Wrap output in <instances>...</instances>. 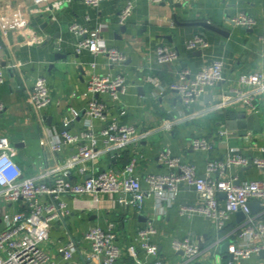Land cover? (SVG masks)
<instances>
[{
    "label": "crops",
    "instance_id": "1",
    "mask_svg": "<svg viewBox=\"0 0 264 264\" xmlns=\"http://www.w3.org/2000/svg\"><path fill=\"white\" fill-rule=\"evenodd\" d=\"M125 1L102 0L98 7H91L75 0L57 7L51 3L37 5L32 0H0V33L6 29L14 36L15 26L24 20L29 25L24 43H18L17 39L10 44L0 34V69L6 78L0 84V101L4 104L0 113V138L6 139L13 148L14 160L23 175L37 177L48 172L45 180L52 181L57 173L55 170L78 151L81 142L64 145L59 151L51 149V142L63 131L78 135L90 129L96 133L112 117L134 124L140 132L149 131V134L142 140L134 139L117 158L108 154L95 162H87L82 174L77 168L71 169V180L79 181L102 171L121 178L124 165L132 158L137 159L136 175L162 173L166 168L158 154L164 149L195 166L200 175L204 174L210 158L229 148H237L247 156L260 155L264 147V91L244 85L238 77L256 71L264 73V42L260 39L264 33V0L166 1L160 4L133 0L135 8L131 17L120 25L116 21L117 11ZM239 11L254 17V26L235 25L231 17ZM201 22L218 27L222 33L202 26ZM73 23L80 24L87 29L88 35L106 46L116 47L125 55V60L112 64L106 55H94L87 50L77 53L80 36L70 31ZM194 34L203 36L209 46L202 50L186 49L185 43ZM157 45L174 48L179 53L178 60L157 65L153 57ZM56 53L60 54L58 59H55ZM212 60H222L224 81L209 89L195 105L184 107L167 87L180 69L197 70ZM93 74L122 75L127 85V93L120 103L111 101L106 94L95 95L107 107L106 118L102 120L88 117L83 110L90 98L87 79ZM37 76L46 78L52 97V104L42 111H36L27 101ZM236 91L251 92L259 102L256 114L260 117V128L248 130L244 136L229 129L226 122L240 113H254L250 109L232 103L224 109L209 110L217 99H234ZM70 108L80 111L75 119L71 118ZM65 119L70 121L68 125H64ZM166 122L168 129L163 127ZM219 130L227 133L220 135ZM207 136L213 137V150L203 153L191 148L192 138ZM222 175L224 179L235 178V183L241 184L248 180H264V169L233 166ZM143 189H147L145 184ZM118 197L119 194L99 195L97 200L90 195L65 197L70 214L55 225L50 243L54 245L56 239L69 236L80 240L95 224L111 226L121 250L117 264H134L130 248L139 259L149 263L152 259L142 251L137 232L146 221H151L155 233L150 241L157 246L158 258L163 264H216L217 257L220 264L232 260L228 252H220V245L237 241L242 222L238 223L236 215L232 214L223 228L217 229L214 220L199 214L181 213V207L200 201L192 187L184 185L172 201L147 195L140 214L132 207L120 205ZM223 198L224 195H220L221 201ZM2 206L0 204V213L4 209ZM7 207L21 208L19 203ZM255 219L264 222V211H258ZM3 227L0 221V229ZM187 236L202 246L198 257L190 262L171 247L172 239ZM49 241L41 244L45 251ZM259 243L264 247V240ZM46 252L55 257V252ZM0 254L6 255L4 250H0ZM235 262L264 264V249Z\"/></svg>",
    "mask_w": 264,
    "mask_h": 264
},
{
    "label": "built area",
    "instance_id": "2",
    "mask_svg": "<svg viewBox=\"0 0 264 264\" xmlns=\"http://www.w3.org/2000/svg\"><path fill=\"white\" fill-rule=\"evenodd\" d=\"M34 4L51 3L57 7L75 0H32ZM91 7H98L102 0H79ZM151 3L160 4L166 1L189 3L193 0H149ZM229 1V0H220ZM135 8L133 0H127L117 11L116 21L124 25L131 17ZM2 17V16H1ZM2 19H6L4 16ZM231 21L238 26L251 28L256 23L254 17L244 11H239L231 17ZM29 25L22 21L13 28V34L18 43H24V37ZM70 31L79 35L76 51L80 53L87 50L94 55H106L112 64H120L125 60V55L116 47H108L99 42L94 36L88 35L87 29L78 23L69 27ZM7 30L0 33L6 40ZM260 39L264 42V33ZM31 43V42H28ZM208 41L199 34H194L186 43L188 50L205 49ZM1 48V47H0ZM154 61L157 65L174 63L179 58V53L172 47L157 45L153 50ZM5 74L0 69V84L5 82ZM239 81L253 88L258 87L264 91V73L256 71L241 74ZM224 81L222 60H212L207 65L197 70L189 67L180 69L176 73L175 80L167 87L173 91L178 101L189 107L199 102L209 89ZM87 91L90 95L83 110L92 119H105L107 107L104 102L95 98V95H108L111 101L120 103L127 93V85L122 75L110 77L108 75L93 74L87 79ZM235 98L217 99L209 110L224 109L232 103H239L244 109L252 112L258 111V100L249 92L236 91ZM28 104L36 111H42L52 104L50 88L45 77L37 76L28 95ZM4 104L0 101V113ZM72 119L79 116L80 111L70 108ZM123 114V111H122ZM65 119L64 125L69 124ZM165 129L169 123H164ZM225 130H219L224 135ZM149 131H139L130 123H124L117 117H112L106 125L94 133L90 129L82 131L78 135L63 131L58 139L51 142V149L59 151L64 145L80 141L78 151L59 167L54 179L47 182V173L37 177H26L20 166L14 160V150L6 139L0 138V178L5 182L0 184V204L4 207L0 213V221L4 227L0 229V250L6 255L0 254V264H117L120 257V244L117 234L111 226L95 224L88 228L80 240L68 237L55 240V257H51L41 244L50 240L51 231L55 225L64 221V217L70 214V209L65 197L76 198L82 195H90L97 200L99 195L119 194L116 200L123 207H132L138 214L143 210L147 195H153L158 200L172 201L180 189L186 185L192 187L199 197V203L193 206L181 207V213L199 214L215 221L217 229H222L232 214L241 211L245 214L241 227L237 234V241L228 246L227 252L232 260L226 264H239L236 260H242L259 253L264 247L259 241L264 240V222H257L255 214H251L248 203L251 200H259L264 206V180H248L241 184L235 183V178L224 179L231 167L253 166L264 169V147L258 156L244 155L237 148H229L223 154L210 158L205 166L203 175L197 173L195 166L184 162L180 157L172 155L168 149L160 151L158 158L165 166L162 173H147L140 176L135 174L137 163L132 158L124 165V174L121 178L105 171L88 178L73 181L69 178L71 169L77 168L81 174L86 170V163L95 162L101 157L111 154L119 157L134 139L142 140ZM42 145L45 144L43 140ZM193 150L208 153L213 150V137H196L190 140ZM143 184L147 189H143ZM224 195L220 200V195ZM19 203V209H11L8 204ZM264 211V210H262ZM155 233L151 221H146L137 232L140 247L151 262L147 263L138 258L133 249H129L134 259V264H163L158 258L157 246L150 241V236ZM258 241V243H256ZM171 247L176 252L183 253L185 261H194L201 252L199 243L191 237L182 239L174 238ZM216 264H220L218 261Z\"/></svg>",
    "mask_w": 264,
    "mask_h": 264
},
{
    "label": "water",
    "instance_id": "3",
    "mask_svg": "<svg viewBox=\"0 0 264 264\" xmlns=\"http://www.w3.org/2000/svg\"><path fill=\"white\" fill-rule=\"evenodd\" d=\"M200 24L204 27H208L209 29H212L213 31H217V32L222 33V30H220L218 27H215L214 25H210L209 23H206V22H201ZM1 37H2V39H4L2 34H1ZM5 38L10 44H12L14 41L16 42V40H17V38L14 37L10 31L6 32ZM59 57H60V54L56 53L55 59H58ZM4 64L5 63H3L2 65L4 66ZM259 122H260V117L256 113H250V114L240 113L237 115L236 118L228 120L226 122V124H227L229 129L235 130V131H237V133L239 135L244 136L247 134L248 130L254 129V130L258 131L260 128ZM66 129L67 128H65V130ZM248 206H249L251 214H256L258 211L264 210V206H262L260 204L259 200H251L248 203ZM235 215H236L238 223H241L245 218V214L242 213L241 211L236 212ZM229 245H230L229 242H225V243L221 244L220 245V249H221L220 252L221 253L227 252ZM199 246L202 247L201 244H199ZM214 246H215V244H213L211 246V248ZM181 254H183L182 251H181Z\"/></svg>",
    "mask_w": 264,
    "mask_h": 264
},
{
    "label": "rangeland",
    "instance_id": "4",
    "mask_svg": "<svg viewBox=\"0 0 264 264\" xmlns=\"http://www.w3.org/2000/svg\"><path fill=\"white\" fill-rule=\"evenodd\" d=\"M53 246L54 245H52L51 243H50V241H49V244L47 245V247H46V251H48V252H50V253H53V252H55L56 250V248H55V246H54V248H53Z\"/></svg>",
    "mask_w": 264,
    "mask_h": 264
},
{
    "label": "clouds",
    "instance_id": "5",
    "mask_svg": "<svg viewBox=\"0 0 264 264\" xmlns=\"http://www.w3.org/2000/svg\"><path fill=\"white\" fill-rule=\"evenodd\" d=\"M4 169L0 168V173H3ZM5 182L4 178H0V184H3Z\"/></svg>",
    "mask_w": 264,
    "mask_h": 264
}]
</instances>
